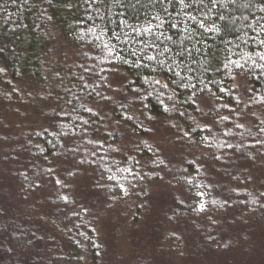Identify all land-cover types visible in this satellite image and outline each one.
<instances>
[{"label":"trees","instance_id":"obj_1","mask_svg":"<svg viewBox=\"0 0 264 264\" xmlns=\"http://www.w3.org/2000/svg\"><path fill=\"white\" fill-rule=\"evenodd\" d=\"M1 226L264 264V0H0Z\"/></svg>","mask_w":264,"mask_h":264},{"label":"rangeland","instance_id":"obj_2","mask_svg":"<svg viewBox=\"0 0 264 264\" xmlns=\"http://www.w3.org/2000/svg\"><path fill=\"white\" fill-rule=\"evenodd\" d=\"M65 48V43L56 41V54L64 55ZM54 75L56 78L59 76L57 73H54ZM0 236L5 239L6 243L4 244L3 241L0 245V264H101L103 262L98 259H94L93 262H85L84 249L75 241H69L66 234L63 237L65 243L62 245V250L59 247L56 249L57 246L51 249L30 231H20L13 228L6 231L1 226ZM114 242L117 243L118 238ZM125 247V245L120 244L114 246L112 255L114 264H122L121 256ZM146 253L143 248L141 255L143 256ZM233 255V251H226L222 248L212 254L208 260L205 259L203 264H236L231 261L234 259ZM148 258L150 259L151 255ZM126 263L132 264L128 258H126Z\"/></svg>","mask_w":264,"mask_h":264}]
</instances>
